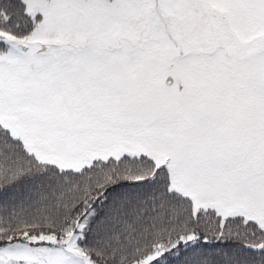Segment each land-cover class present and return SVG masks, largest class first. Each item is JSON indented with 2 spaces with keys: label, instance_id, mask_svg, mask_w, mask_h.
Masks as SVG:
<instances>
[{
  "label": "snow or ice",
  "instance_id": "6c2138e0",
  "mask_svg": "<svg viewBox=\"0 0 264 264\" xmlns=\"http://www.w3.org/2000/svg\"><path fill=\"white\" fill-rule=\"evenodd\" d=\"M0 264H264V0H0Z\"/></svg>",
  "mask_w": 264,
  "mask_h": 264
}]
</instances>
